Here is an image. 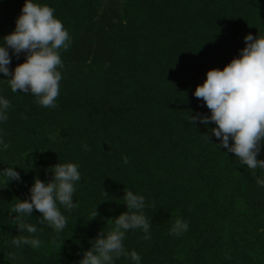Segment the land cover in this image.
Returning <instances> with one entry per match:
<instances>
[{"label":"trees","instance_id":"16d2710c","mask_svg":"<svg viewBox=\"0 0 264 264\" xmlns=\"http://www.w3.org/2000/svg\"><path fill=\"white\" fill-rule=\"evenodd\" d=\"M46 1L71 37L70 47L60 50L63 68L56 106L45 108L34 95L7 86L9 92L3 88L0 96L9 100L8 110L21 111L34 124L70 113L77 123L88 118L92 128L110 138L101 140L92 133L93 172H86L83 156L73 161L82 179L73 196L76 207L60 206L67 226L59 233L40 223L42 214L36 210L23 220L34 224L37 233L19 232L13 205L30 195L35 178L47 183L53 175L36 176L31 166V171L21 170L12 158H1L7 149L0 150V168L14 165L23 181H0V264H78L83 255L72 252L75 245L85 252L101 231L115 228L110 218L114 212L106 214L111 194L122 196L128 190L145 196L143 214L151 224V239L135 229L123 241L129 253L141 256V264H264V187L239 183L264 177V169L253 175L234 153L219 148L211 132L214 123L187 121L191 113L210 115L202 98L193 95L207 71L222 70L238 57L247 34L264 36V0H124L123 16L115 26L110 16L116 9L107 15L102 0ZM9 16L0 18V39L15 28ZM98 18L114 33L101 25L94 28ZM91 22L93 42L86 43L81 35H87ZM163 120L171 128L162 130ZM9 121L8 116L1 124L19 131ZM76 127L79 136H67L70 143L63 144V151L74 149L76 154L88 145L89 131L84 124ZM51 141L44 142L47 151L57 147ZM257 158L264 159V147ZM60 162L51 156L45 168ZM85 184L92 188L91 208L80 190ZM252 196L255 201H250ZM178 218L187 221L188 229L174 235L171 228ZM17 236H35L41 246L17 248L11 243ZM114 264L133 262L121 256Z\"/></svg>","mask_w":264,"mask_h":264},{"label":"clouds","instance_id":"9594fccd","mask_svg":"<svg viewBox=\"0 0 264 264\" xmlns=\"http://www.w3.org/2000/svg\"><path fill=\"white\" fill-rule=\"evenodd\" d=\"M54 13L55 9L48 4L25 0L15 20L14 30L0 39V73L10 77L6 80L11 91L30 93L45 108L56 106L62 80L59 69L63 68L60 50L68 49L71 44L69 32ZM244 41L246 46L240 50L238 57L222 70H208L204 82L195 88L193 95L202 98L210 115L191 113L187 121L205 126L214 123L216 127L211 132L220 141L217 144L219 148L234 153L240 163L255 175L256 169H264V159L257 158L264 147V36L254 37L249 33ZM21 53L25 56L24 62L10 71L12 57L18 59ZM9 107V100L0 96V122L8 119ZM6 147L0 136V150ZM84 147L86 149L87 145ZM13 166L0 168V181L23 182ZM48 171L53 175L52 180L45 183L35 178L29 188L30 195L24 200L17 199L11 209L17 214L19 232L37 233L34 224L23 220L34 210L42 214L40 223L47 222L57 233L67 226V217L60 206L66 210L76 207L73 196L77 183L82 179L79 165L60 162ZM257 183L264 187V179H258ZM122 203L127 211L116 217V227L107 233L101 231L91 240V248L83 253L78 264H114L121 256L130 258L133 264H141V256L134 250L129 253L123 241L127 231L135 229H142L144 238L151 239V224L143 214L146 198L128 190L124 192ZM96 215L95 208L92 218ZM187 229V221L178 218L171 232L180 235ZM11 243L17 248L22 245L39 248L42 241L35 236H17Z\"/></svg>","mask_w":264,"mask_h":264},{"label":"rangeland","instance_id":"374dc122","mask_svg":"<svg viewBox=\"0 0 264 264\" xmlns=\"http://www.w3.org/2000/svg\"><path fill=\"white\" fill-rule=\"evenodd\" d=\"M24 2L25 0H1L0 18H3L4 20L6 19L8 20L9 17L11 16V15L9 16V14H12L13 15L12 19L15 21L21 12V8ZM37 2L41 4H48V1L46 0H37ZM123 2L124 0H102L103 8L101 10H104L107 7L106 8V10H108L106 13L107 15H108V12H110L109 11L110 9L112 10L116 9L115 11L116 14H113L110 16L111 26H115L117 24L116 20L118 19V17L123 16L122 15ZM106 10H104V12ZM99 25H101V27L104 30L106 31L109 30L108 27H106L107 26L106 22L98 18V21L96 22V25L94 26V28H97V26ZM109 31L111 33H114V30L110 29ZM85 33H87V35H81L82 40L86 39L88 41V42L84 41L86 43H89L90 41L93 42V22L89 24V27L84 31V34ZM10 55H11V50H10ZM92 57H93V54L90 55L88 60H92ZM24 59H25V56L23 53L20 54V57L18 59L15 56H13L11 64L9 65L10 71L14 70V68L18 64L23 63ZM8 78L10 77H5L2 73H0V79H4V80H0V91L3 90V88L5 89V91L8 90L6 89V86L10 87V85L8 84L6 80ZM6 92H9V91H6ZM7 115L11 118V121H9V123L12 122V124L13 123L15 125L17 124L20 127V129L19 131L16 130L17 131L16 132L14 131L16 128L11 129L7 124H4V123L1 124L2 122H0V136L3 137L4 143L7 145V147L3 148V150L4 151L6 149L8 150V152L4 155V157L2 156L1 158L8 159L9 161H10V158H12V160H14L13 162L19 168H21V170L26 167L29 168L30 170V166H31V168L34 170L33 173L36 176H39V174L44 175L45 177H49L52 175L51 171H48L47 168H45L47 165L46 161L51 156L52 157L56 156L58 159H61L62 163H67V161L70 162L71 159H72V162L73 161L78 162L80 160V156H83L82 164L84 165L85 169H87L86 172L87 173L93 172V159L90 158L92 155V148H93V134L92 133H97L96 137L99 136L101 140H104L106 137H108L107 135L104 136V134L100 132V129H97L94 127L92 128L93 122L89 120L88 118L86 119L85 122L77 123L76 121L77 116H74L70 113L62 115L61 118L51 119L53 121L52 123H51V120H44V121L35 120V124L29 121V119L27 120L26 115L22 114V112L19 110L10 109L7 111ZM78 124H84L85 130L89 131L88 134H86L88 136V137L86 136L87 137L86 143L88 144L87 149L79 150L76 154H74V149H71L69 151H63L62 150L63 144L64 146L65 145L68 146L69 144H66V143H70V140L69 142H66L68 139L67 136L69 137L71 135H74L77 137L79 136V134L77 133L78 127H76ZM171 126L172 125L170 124L169 121L163 120L162 130L164 129V127L166 130H168L169 128H171ZM159 130H161V128ZM109 138L110 136L108 137V140ZM48 140L50 141L52 140L51 142H54V145H56L57 147H53V150L47 151L46 144L44 142H47ZM166 141H168V139H166ZM75 144L76 143H74L73 145ZM12 145H15L14 149H12ZM192 153H194V150H192ZM65 156H67L68 159L67 158L65 159ZM36 163H39V165H36ZM6 168L8 167L5 166L4 169ZM239 175L241 176L242 174H239ZM258 179H264V177H260ZM239 181H240L239 183H241L240 186L245 185V184L246 186L248 185L249 187H252V184H256L255 186H258L256 179L253 180L252 178H249L248 180L246 179L244 181L242 178ZM240 189L243 190L242 187H240ZM253 189H255V193H258V188L254 187ZM80 190L81 191L83 190V193H85L87 197L89 198L87 200L89 202V207L91 208L92 188L86 187V184H85L82 187H80ZM262 195H263L262 199L264 200V188H262ZM250 199H251L250 201H255V196H252ZM122 202H123V195L120 196V194L119 195L111 194V202L108 203L109 208H108V212L106 211V214L109 213V209H111V212H114L113 216L110 215V218L113 221L112 222L113 227H116L115 225L116 217H118L121 213L127 211L126 205ZM260 203L261 202H259V204ZM72 252L76 256L83 255L84 253L82 250L78 251V245H75Z\"/></svg>","mask_w":264,"mask_h":264}]
</instances>
